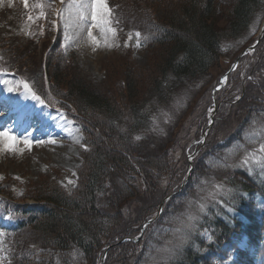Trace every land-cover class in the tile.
<instances>
[{
    "label": "trees",
    "instance_id": "1",
    "mask_svg": "<svg viewBox=\"0 0 264 264\" xmlns=\"http://www.w3.org/2000/svg\"><path fill=\"white\" fill-rule=\"evenodd\" d=\"M222 1L132 0L131 11L139 19L138 23L150 27L149 66L144 73L133 61L122 65L115 92L93 89L74 73L77 72L74 63L68 68L71 73L66 72L62 66L65 67L71 55L61 50V33L50 41L43 51L46 54L39 74L43 72L44 77H49L53 96L79 124L87 150L77 173L78 190L74 194L67 195L59 187L43 181L28 188L26 198L34 204L15 203L12 195L0 196V230L8 246L0 255V264H15L17 257L12 251L11 240L22 232L28 236V251L20 257L22 264H55L57 260L60 264H83V261L100 264L108 247L111 248L103 264H130L132 258L138 256L141 244L146 252V242L154 238L151 228L169 221L190 196L179 191L185 178L184 170L180 168L178 174L173 171L167 150L145 155L139 151V144L133 142L141 141L137 139L141 129L148 131L145 122L151 114L149 108L164 105L181 86L193 83L196 88V83L205 80L211 68L220 63L226 50H234L235 61L251 45L250 39L243 46L238 45L236 39L246 33L252 19L262 13L264 0H225L226 7L219 5ZM219 9L226 19L225 28L218 27ZM5 46L8 48H3L0 55L14 56V43ZM26 49L24 57L31 56L33 51ZM263 51L264 34L254 52L240 59V65L245 59L255 56L258 59ZM106 71L108 78H112L111 72ZM114 73L117 71L112 69ZM249 84L240 71L232 72L226 85L215 94L217 111L220 108L221 112L214 118L213 130L226 115L235 113L232 103L238 104L236 96L243 95L245 104L236 110L237 123L223 138L214 141L208 131L205 156L222 157L234 144L244 141L254 124L261 123L264 110L256 103H264V83L260 86L257 82L256 88ZM205 129L203 124L196 134L199 139ZM166 173L168 184L164 187ZM225 175L236 180L235 184L242 190L258 194L264 200V185L256 183L248 173L232 170ZM185 186L187 191L195 187L190 180ZM1 192L5 191L0 189ZM171 193L176 194L162 205L161 215L146 227L139 242H121L135 239L142 225L156 215L163 199ZM136 204L138 207L130 215L129 209ZM234 209L233 214L224 210L222 215L220 210L218 214L211 211L212 241L209 244L199 241L205 247L204 255L186 251L182 258L181 254L178 261L170 264H214L219 248L225 243L231 245L242 235L247 236L259 257L264 258V215L262 218L256 216L245 205Z\"/></svg>",
    "mask_w": 264,
    "mask_h": 264
},
{
    "label": "rangeland",
    "instance_id": "2",
    "mask_svg": "<svg viewBox=\"0 0 264 264\" xmlns=\"http://www.w3.org/2000/svg\"><path fill=\"white\" fill-rule=\"evenodd\" d=\"M72 2L73 0H27L26 7L25 0H0V52L3 48H8L5 45L14 43L15 46L14 56L6 52L5 55H0V67L4 69H0V133L7 132L14 138L7 140L0 137V189L5 191L0 194L3 198L14 196L15 203L34 204L26 198L29 189L43 181L59 187L67 195L74 194L78 190L77 173L87 150L79 125L62 112L60 102L52 101H56V98L51 92L49 77H44L43 72L39 74L43 70L41 61L46 54L43 51L50 44L53 32L56 33L52 37L53 41L61 32V50L64 54L71 55L65 67L62 66L63 69L71 73L68 68L74 63V71H77L74 73L101 92L116 91L119 70L128 61H133L144 73L149 66L147 44L151 31L150 27L140 25L139 19L133 15L132 5H136V1L106 0L114 21L119 24L113 26L110 16L103 31L100 27H92L94 22L90 14L86 21L76 20V9L70 8ZM76 3H80V0H76ZM219 5L226 7L227 4L224 0ZM66 21L71 23L67 41L64 27ZM225 21L219 9L218 27L225 28ZM263 24L264 2L262 13L252 19L250 29L236 39V43L243 46L249 39L253 43L260 36ZM123 25H126L125 29L121 28ZM89 31L92 33L91 39ZM26 48L33 51L31 56L26 54L24 57V51H28ZM233 54L234 50H226L220 63L211 68L205 80L196 83V88L193 83L181 86L164 105L149 108L151 114L145 122L148 131L141 129V141L134 140L133 143L139 144V151L145 155H156L161 150H167L168 162L173 171L178 174L180 168L184 170L185 178L179 191H184L183 194L190 198L169 221L151 228L154 238L146 242V252L142 244H139L140 252L135 259L132 258L130 264H170L174 260L178 261L181 254L182 258L186 251L204 255L205 247L199 241L206 244L212 241V210L216 214L220 210V215L224 210L233 214L235 207L245 205L256 216L262 218L264 215V200L258 194L242 190L235 184L236 180L225 175L226 171L242 170L251 175L256 183L264 185V116L261 115L260 124H254L248 130L243 142L234 144L219 158L205 156L204 145L208 138L199 139L196 135L200 127L203 124L207 127L210 121L213 109L211 90L218 85L224 71L232 66L235 57ZM258 57L245 59L233 71H240L241 76L253 88L258 87L257 82L260 86L264 83V51ZM9 68L12 69L11 72L8 71ZM112 69L117 74H112ZM106 70L111 72L112 78H108ZM24 83L28 84L31 92L23 87ZM35 92L44 97L46 95L50 100L45 103ZM32 93L39 96L42 103L33 99ZM237 97L235 103L238 104L232 103L235 113L220 120L215 130L211 129L214 125L209 129L214 141L223 138L237 123L239 116L236 115V110L245 104L243 95ZM256 106L264 110V103L258 102ZM218 110L215 117L221 112L220 108ZM166 175L167 173L165 177ZM164 178L162 185L165 187L168 178ZM189 180L195 186L191 191L185 190ZM137 207L136 204L129 209L130 215ZM25 234L22 232L14 235L11 240L12 251L17 257L15 264H22L20 257L28 251V236ZM249 245V241L245 238L242 240L241 237L234 239L231 245L225 243L219 248L223 252L216 254L213 263L264 264V260H258L255 249ZM238 252L246 253L239 257ZM87 263L83 261V264ZM176 263L178 262L173 264ZM55 264L60 262L57 260Z\"/></svg>",
    "mask_w": 264,
    "mask_h": 264
},
{
    "label": "snow or ice",
    "instance_id": "3",
    "mask_svg": "<svg viewBox=\"0 0 264 264\" xmlns=\"http://www.w3.org/2000/svg\"><path fill=\"white\" fill-rule=\"evenodd\" d=\"M25 6L27 7V0H25ZM70 8L76 9V20L86 21L88 15L90 14L91 19L94 22L92 27H100L102 31L108 25V18L111 16V10L108 8L106 0H90V2H87V0H80V3L78 4L76 3V0H73L72 4L70 5ZM61 18L63 19V17ZM29 19L31 20V17H29ZM70 26L71 23L66 21L64 25L66 41L69 39L68 29ZM108 30L111 31V29ZM89 38H92L91 31H89ZM23 87L29 92H31V89L29 88L27 83H24ZM9 90L11 91V89ZM32 98L42 103L40 97L35 95L34 93H32ZM0 137L6 138L7 140L14 139L13 137L9 136L7 132L0 133ZM137 139H139V137ZM262 151H264V149H262ZM201 211H203V208H201ZM165 251H167V249Z\"/></svg>",
    "mask_w": 264,
    "mask_h": 264
},
{
    "label": "water",
    "instance_id": "4",
    "mask_svg": "<svg viewBox=\"0 0 264 264\" xmlns=\"http://www.w3.org/2000/svg\"><path fill=\"white\" fill-rule=\"evenodd\" d=\"M264 31V30H263ZM253 48V46L252 47H250V48H248V50H251ZM237 62V61H236ZM236 62L234 63V65L231 67V69L229 70V71H227V73H225L224 75H223V78L225 79L226 77H227V75L234 69V67H235V65H236ZM224 84L221 82L220 83V87H222ZM218 90V88H215L213 91H212V93H214L215 91H217ZM215 112H216V109H215V106H214V108H213V111H212V115H211V121H213V116H214V114H215ZM211 125H209L208 126V128L210 127ZM158 213H159V211H158ZM151 222V220L150 221H148L146 224H148V223H150ZM144 227H145V225L143 226V228H142V232H143V230H144Z\"/></svg>",
    "mask_w": 264,
    "mask_h": 264
},
{
    "label": "bare ground",
    "instance_id": "5",
    "mask_svg": "<svg viewBox=\"0 0 264 264\" xmlns=\"http://www.w3.org/2000/svg\"><path fill=\"white\" fill-rule=\"evenodd\" d=\"M169 198H170V195H168L167 197H165V198L163 199V201L161 202V205L159 206V207H160V210H161V206L163 205V203H164L165 201H167ZM110 248H111V247H108V248H107V250H106L105 253L103 254L102 258L105 257L107 251H108Z\"/></svg>",
    "mask_w": 264,
    "mask_h": 264
}]
</instances>
